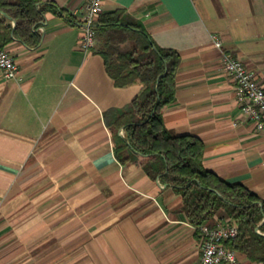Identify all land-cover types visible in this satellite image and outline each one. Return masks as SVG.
I'll return each instance as SVG.
<instances>
[{
  "label": "crops",
  "instance_id": "crops-1",
  "mask_svg": "<svg viewBox=\"0 0 264 264\" xmlns=\"http://www.w3.org/2000/svg\"><path fill=\"white\" fill-rule=\"evenodd\" d=\"M40 1L75 22L48 11L38 45L14 38L6 47L19 74L0 71V264H200L201 237L180 193L114 153L110 124L142 83L116 86L94 47L80 48L86 0ZM101 4L125 9L158 46L180 53L166 128L199 137L205 168L264 198V130L242 112L211 37L264 85V0ZM238 262L257 264L239 252Z\"/></svg>",
  "mask_w": 264,
  "mask_h": 264
},
{
  "label": "trees",
  "instance_id": "trees-1",
  "mask_svg": "<svg viewBox=\"0 0 264 264\" xmlns=\"http://www.w3.org/2000/svg\"><path fill=\"white\" fill-rule=\"evenodd\" d=\"M48 11L74 21L67 9L53 2L0 0V47L6 48L14 38L26 46L38 45L37 28ZM95 37L94 50L114 84L123 87L139 81L143 85L110 124L118 160L134 161L151 178L175 188L182 198L181 209L195 228L215 217L236 225L237 235L224 243L250 261L264 264V198L243 183L227 181L205 168L199 137L173 134L164 125L163 109L175 100L180 53L158 46L123 8L97 15ZM120 129L124 136L118 134Z\"/></svg>",
  "mask_w": 264,
  "mask_h": 264
},
{
  "label": "built area",
  "instance_id": "built-area-1",
  "mask_svg": "<svg viewBox=\"0 0 264 264\" xmlns=\"http://www.w3.org/2000/svg\"><path fill=\"white\" fill-rule=\"evenodd\" d=\"M102 11L101 0H86L81 17L82 34L79 39V46L84 52L90 51L96 44L95 20ZM211 37L214 46L221 53L225 71L234 80L236 99L242 112L258 129L264 130V85L255 78L241 59L224 48L222 39L217 34L213 33ZM0 71L7 79L15 78L19 74L15 57L2 47ZM196 229L201 237L200 264H239L238 252L224 243L237 235L236 225L216 218Z\"/></svg>",
  "mask_w": 264,
  "mask_h": 264
},
{
  "label": "water",
  "instance_id": "water-1",
  "mask_svg": "<svg viewBox=\"0 0 264 264\" xmlns=\"http://www.w3.org/2000/svg\"><path fill=\"white\" fill-rule=\"evenodd\" d=\"M13 23H15V22L13 21Z\"/></svg>",
  "mask_w": 264,
  "mask_h": 264
}]
</instances>
